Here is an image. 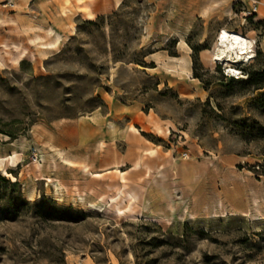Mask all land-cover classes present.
<instances>
[{
    "label": "rangeland",
    "instance_id": "obj_1",
    "mask_svg": "<svg viewBox=\"0 0 264 264\" xmlns=\"http://www.w3.org/2000/svg\"><path fill=\"white\" fill-rule=\"evenodd\" d=\"M73 1L0 0V264H264V0Z\"/></svg>",
    "mask_w": 264,
    "mask_h": 264
},
{
    "label": "bare ground",
    "instance_id": "obj_2",
    "mask_svg": "<svg viewBox=\"0 0 264 264\" xmlns=\"http://www.w3.org/2000/svg\"><path fill=\"white\" fill-rule=\"evenodd\" d=\"M83 9L86 10V8ZM88 17H92V14L88 13ZM216 40L217 44L212 53V56H214L215 60L222 61V63L227 68L228 73L237 72L236 69L230 64L234 60H250L249 57H251V52H253V46L251 45L252 39L250 37L248 38L236 31L223 28L217 33ZM12 47L15 53L14 60L16 62L22 60L23 56H25L27 52L26 48L19 44H13ZM3 137L6 138L7 136L3 135ZM252 203L254 208L256 209L255 215L260 216L257 218H264V195L262 196V201L257 200V197L253 196Z\"/></svg>",
    "mask_w": 264,
    "mask_h": 264
},
{
    "label": "crops",
    "instance_id": "obj_3",
    "mask_svg": "<svg viewBox=\"0 0 264 264\" xmlns=\"http://www.w3.org/2000/svg\"><path fill=\"white\" fill-rule=\"evenodd\" d=\"M46 0H27V4L31 7V6H33V5H40V4H42L43 2H45ZM48 2H49V5H47L48 6V9L50 10V11H52V13L54 12V13H56V14H58L59 15V9H61V8H63L64 6L65 7H67V6H70V7H72V9L74 10V14H77V15H83L82 13H79L78 11H77V9H76V6H75V3H74V1L73 0H67V2L65 3V4H63L64 3V1L63 0H47ZM64 5V6H63ZM94 7H95V3H94V0H93V2L90 4V9H91V11L94 9ZM36 10H37V8H36ZM38 12V14L39 15H41V14H44V13H46V11H45V8H43V7H41V6H39V10H37ZM64 17L62 16V15H59V18H56V19H60V21H58L59 23V26L61 27L63 24H66L65 22H64V19H63ZM55 29V31L56 30H58V31H61V30H63V29H61V28H54Z\"/></svg>",
    "mask_w": 264,
    "mask_h": 264
},
{
    "label": "trees",
    "instance_id": "obj_4",
    "mask_svg": "<svg viewBox=\"0 0 264 264\" xmlns=\"http://www.w3.org/2000/svg\"><path fill=\"white\" fill-rule=\"evenodd\" d=\"M89 22H92L91 20ZM198 49L194 48V52H197ZM255 57V56H254ZM193 58V64L196 62V58ZM194 70V68H193ZM194 77H197V75L193 72ZM236 80L239 79V77L233 76ZM230 79L233 80L232 77ZM244 82L248 83L251 85L254 89H260L264 87V68H257L253 69L247 72L246 78L243 80ZM10 137H14V132L13 131H0ZM13 185L17 184L16 181L12 183Z\"/></svg>",
    "mask_w": 264,
    "mask_h": 264
},
{
    "label": "built area",
    "instance_id": "obj_5",
    "mask_svg": "<svg viewBox=\"0 0 264 264\" xmlns=\"http://www.w3.org/2000/svg\"><path fill=\"white\" fill-rule=\"evenodd\" d=\"M258 3H259V1H257V0H251V8H252L253 11H255ZM233 76H235V75H233Z\"/></svg>",
    "mask_w": 264,
    "mask_h": 264
},
{
    "label": "clouds",
    "instance_id": "obj_6",
    "mask_svg": "<svg viewBox=\"0 0 264 264\" xmlns=\"http://www.w3.org/2000/svg\"><path fill=\"white\" fill-rule=\"evenodd\" d=\"M253 52H251V57H249V58H252L254 55L252 54Z\"/></svg>",
    "mask_w": 264,
    "mask_h": 264
}]
</instances>
